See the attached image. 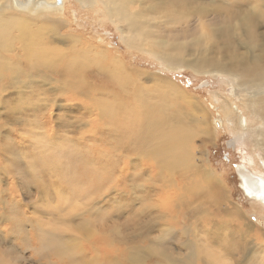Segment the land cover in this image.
Wrapping results in <instances>:
<instances>
[{"label":"rangeland","instance_id":"obj_1","mask_svg":"<svg viewBox=\"0 0 264 264\" xmlns=\"http://www.w3.org/2000/svg\"><path fill=\"white\" fill-rule=\"evenodd\" d=\"M145 1L143 6L159 3V0H149L152 3ZM219 1L226 3L225 7L230 11H236L239 7L234 0ZM245 2L263 7L255 10V13H259V17L256 15L257 21H263L257 30L261 40V36H264V0ZM55 3L62 11L54 19H61V23L53 25V28L47 27L44 38L53 49H59L61 55L53 66L41 65L40 75L34 82H26V87H22L16 75L11 74L7 90L0 96V254L6 258L4 263L0 257L1 262L152 264L155 259L162 258L156 250L163 246L170 247L174 258L183 257L184 253H188L186 249L189 250L183 243L191 239L192 244L201 248L197 258L195 256V264H264V209L246 194L245 189L242 190L239 171L243 164L247 169L258 172L255 168L260 165L263 151L255 146L251 131L240 136L226 126L225 114L214 96L220 93L221 97L229 96L238 104L242 96L250 95L245 92V86L238 84L233 66L228 65L234 59L224 57L225 52L221 49L222 46H239L235 40L240 41L239 44L241 41L244 43L247 32L236 30L234 38L229 41L225 37L219 38L215 29L224 23L214 20L212 12L218 1L198 0L196 5L213 13L200 19L207 30L199 25L197 19L190 32L182 28L181 23L173 22L166 26L164 21L157 38L164 39L165 46L152 47L158 51L156 55L147 49L152 45L149 42L145 43L143 49L123 42L118 28L124 29L120 26L125 23L115 25L98 5L96 8H85L76 0H56ZM140 7L132 6L134 9ZM241 11L243 17L252 13L250 6ZM237 19L234 17L233 22ZM175 45L180 49H175ZM14 46L4 54L16 61L14 58L18 50ZM237 49L242 55L249 51L247 47ZM97 51L106 56L104 65L110 67L114 60L121 62L137 78V86L141 84L144 88H153L162 83L174 84L178 89L177 94L181 98L186 97L189 102V111L201 117V131L194 139V161L202 170L214 175L224 192V199L217 207L219 215L208 199L180 208L175 205V200L177 195L184 193L176 190L177 194L171 195L166 191L155 195L149 190V173L146 170L144 178L139 177L143 172L134 168H128L129 172L121 176V156L126 153L119 151L118 134L102 123L103 117L96 105L109 99L115 104L121 103L118 99L113 100L116 93L120 99H130L137 86L129 82L127 91L123 90L118 82L110 78L109 68L93 62V55ZM77 53L88 58V65L83 69L85 81L72 86L68 78L72 65L68 64V58ZM175 55L180 58L179 65H165L166 59L163 57L171 60ZM222 63L226 65L225 68L221 67ZM198 64L203 66L198 69ZM238 70L241 68L238 67ZM223 77L238 82V88L228 85ZM3 86L0 84V87ZM237 89L239 95L235 93ZM122 91H125V96L119 95ZM256 94L263 93L258 91ZM236 104L233 108L237 107ZM190 112L185 113L188 122ZM247 118L249 127L258 124L252 116L248 115ZM133 159L137 161L135 157ZM82 164L94 165L95 170L109 167L111 179L102 189H93L88 193V187L82 185L83 189L86 188L81 195L72 193L69 190L83 180L80 175ZM73 179L76 181L71 183ZM126 185L135 186V189H127ZM142 197H145V201L140 202ZM197 207H200L199 211ZM118 209L124 211L118 214ZM131 209L142 210V214L139 212L136 213L137 217L132 216L128 213ZM97 210L104 211L108 216L100 214L97 217ZM91 217H95L96 223L101 221L99 225L105 227H99V231L92 234L89 230L87 232ZM197 221L198 226L196 224L190 230H182ZM83 223L87 226L83 227ZM143 225L150 227L141 228ZM104 230L109 232L110 237L107 244L100 246L99 237H105L102 236ZM213 236L217 237L214 241ZM49 237L58 238L71 248L74 251L71 258L56 254L55 246L49 245L52 244ZM90 239L96 241L92 251H89ZM135 244L146 263L143 258L131 261L120 259L122 252L125 256L126 252H136L138 249L132 247ZM206 249L215 254V258L212 257L214 262L207 251L204 253Z\"/></svg>","mask_w":264,"mask_h":264},{"label":"bare ground","instance_id":"obj_2","mask_svg":"<svg viewBox=\"0 0 264 264\" xmlns=\"http://www.w3.org/2000/svg\"><path fill=\"white\" fill-rule=\"evenodd\" d=\"M55 1L56 0H29V3L24 6L17 0H0V84L4 85L0 87V96L7 90L11 74H15L22 87H26L24 86L26 82H34L40 75L41 65L53 66V62L61 55V52L58 51L59 49H53L52 46L47 44L44 38L47 27L53 28V25L58 26L59 23H61V19H54L56 16L59 17L62 11L61 7H58ZM76 1L81 4V7L85 8H96L98 5L101 7V12L110 18L115 25L125 23L124 26H120L125 27L124 29L118 28L122 33V41L128 46L142 49L146 46L145 43L149 42L152 45L151 47L148 46L147 49H151L156 55L159 53L152 47H155V45H157L158 48L161 45L165 46V40H158L157 38L158 34L161 33L164 21L166 26L173 22L181 23L182 28L190 32L195 19L200 22L199 25L201 27L203 26L204 29L206 26L200 19L210 16L213 12V19L224 23L218 25L220 28L216 27L215 29L216 32L218 30L216 35L219 38L225 37L226 40L229 41L234 38L237 32L236 30L242 31L243 33L247 32L246 41H243L244 43L241 41L239 44L240 41L238 42L235 40V43L239 46H222L221 49L225 52L223 55L224 57L230 56L234 59L233 63L228 62V65L233 66L232 68L237 74V80H239V83H237L245 86V92L249 93L251 96H242V94H240L242 98H240L238 104L225 94L224 97H221L222 94L220 93H215L216 95L214 94V96H216L217 102L225 114L226 126L229 127L230 130L234 129L240 136H245L247 131H251V133L254 134L253 141L255 146L263 151L262 160H258L260 165L258 168H255V170L258 169V172L256 170L257 173L247 169L243 164L239 167V171L242 179V190L244 191L245 189L246 194L264 209V36H261V40H259L260 34L257 33V30L259 26H261L260 23L263 21H257L258 18L256 15L259 13H255V10L258 8L260 9L261 5L259 6L257 3L253 2H249L250 4H248L245 0H234V2L239 4V7H237L236 11H230L228 7H225V5H227L226 3L217 0L218 3L216 8L211 12L209 9L205 10L206 8L201 5H196V1L198 0H159L157 5L151 4L144 6L145 0ZM147 2L152 3V1L149 0ZM234 2L232 1V3ZM133 5L141 7L134 9L132 8ZM247 6H250L252 13H248L243 17L240 15L242 12L241 10L247 8ZM233 8L235 7L233 6ZM234 17H238L235 22H233ZM12 46L18 50L14 58L17 59L16 61L4 54V51H7ZM238 47H247L249 51H247L245 55H242V53H238ZM176 48L177 50L180 49L178 45H175V49ZM256 50H258V52L254 55ZM85 52L86 51H84V53ZM12 53H14V51H12ZM173 57L174 59L171 60L163 57L166 59L165 65H179L180 58L176 55ZM24 59H26V62ZM86 59L88 58L82 53L69 56L68 64L72 65V72L68 73V78L72 81V86L85 81L83 78V69L88 65V60L86 61ZM105 59H107L106 56L101 52L97 51L95 55H93V62L100 64L103 68H109L108 73L110 78L116 81V83L118 82L123 90L126 89L129 82H133V85L137 86V78L133 74H130L121 62L114 60L111 62L112 66L109 67L108 65H104ZM158 60L161 61L160 58H158ZM11 63H13L14 66ZM201 66H203V64H198V69H200ZM225 66L226 65L222 63L221 67L225 68ZM238 67H240L241 70H238ZM223 78L226 79L228 85L238 88L237 83L231 81V79H227L228 77ZM136 88L137 90H134L136 92H132L134 95L130 99L124 97L120 99L116 95L117 93L114 94L113 97L115 99L113 100L118 99L121 103L115 104L112 99H109L108 102H99L96 105L99 108V113L103 117L102 123H105V126L111 127L114 134H118L116 140L118 142L117 147L120 144L119 151L126 153L124 156H121V176L129 172L127 171L128 168H134L135 170H140V172L142 171L143 173H141L142 175L140 174L141 176L139 177L144 178L145 176L143 175L146 170L149 173V190H151L152 193L155 192V195L166 191L171 193V195L177 194L178 192L181 194L184 193L182 196L177 195L176 200L171 197L176 201L175 205L180 208H187L197 203V201L208 199L210 203H213V207L216 208V214L219 215L220 210L217 207L224 199V192L220 189L219 182L217 183L214 175L202 170L194 161V139L199 135V131H201V117L199 118L194 112L189 111L190 104L186 97L181 98L177 94L178 89L172 83L157 84L153 88H144L140 84ZM258 91H261L263 94H256ZM124 92L125 91H122L119 95L125 96ZM235 93L239 95V90L237 89ZM234 104H236L237 107L233 108V106H235ZM186 112H190L191 121L188 119L189 122L186 120L187 117H185ZM248 115L252 116L258 124L249 127L247 125ZM107 120L109 121L108 123H106ZM133 157H135L137 161H135ZM250 161H252V159ZM88 166L89 164H82L80 166L82 173L80 175L83 180L69 191L81 195L85 188L88 187L87 190L89 193L93 191V189L99 190L104 188V184L111 179L112 171L108 169L109 167H105L104 169L98 167V170H95V168H93L94 165ZM83 172L85 174L84 177ZM75 181L76 179H73L71 183ZM82 185L86 187L83 189ZM107 187L108 186H106V188ZM128 187L130 186L126 185L127 189ZM130 188L134 190L135 186ZM173 190L174 192H171ZM176 190H178V192ZM144 198L145 197L139 199L140 202H143ZM199 208L200 207H197L196 209L199 211ZM118 211L119 214L124 210L118 209ZM139 212L142 214V210L131 209L128 211V213H131L130 215L135 217H137L136 213L139 214ZM95 213H97V217L100 214H105V217L108 216L104 211L97 210ZM144 213H146V211ZM92 214L93 212H91V215ZM134 222L136 223V221ZM100 223L101 221L96 223L95 217H91L88 226L83 223V227L87 226L88 229H86V231L88 232L89 230L90 234H92L94 231H99V227H105L104 225H99ZM197 223L198 221L186 225L185 227L187 228L182 230H190ZM97 227L98 229H96ZM142 227L149 228L150 226L143 225L141 228ZM141 228L140 230H142ZM111 230L112 229L109 231ZM102 232H104L102 236L105 237H99V239L101 238L99 242V244H101L100 246H102V243L104 245L107 244L108 237H110L108 231L104 230ZM110 235H112V233ZM49 238V240L52 241V244L49 245L55 246L56 254L61 256L66 255L71 258V253L74 252L71 248L68 246L66 247L58 238ZM214 239L216 240L217 237L213 236V241ZM225 241H227L226 238ZM95 243L96 241H91V243H89V246L91 245L89 251H92L94 247H96ZM137 246L135 244L132 247L137 250ZM183 246L189 248L188 250L182 247V249H186L188 253L183 252L185 254L183 257L177 256L175 258L169 251L170 247H161L156 250V252L158 255L160 254L162 258L155 259L152 264H195L197 253L201 251V248L198 249L196 244H192L191 239L183 243ZM209 246L211 247L212 244H209ZM203 251L204 253L207 251V255H209V258L214 262L213 258H215V254L208 249ZM0 257L4 262L6 259L5 256L0 254ZM119 257L125 261L139 258L145 259L139 249L136 252H130V254L126 252V256L124 252H122L119 254ZM143 261L146 263V259ZM0 264H3L1 260ZM67 264L73 263L68 262ZM74 264L77 263L74 262ZM93 264H96V261H93Z\"/></svg>","mask_w":264,"mask_h":264},{"label":"water","instance_id":"obj_3","mask_svg":"<svg viewBox=\"0 0 264 264\" xmlns=\"http://www.w3.org/2000/svg\"><path fill=\"white\" fill-rule=\"evenodd\" d=\"M22 5H27L29 3V0H17Z\"/></svg>","mask_w":264,"mask_h":264}]
</instances>
